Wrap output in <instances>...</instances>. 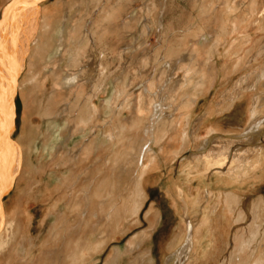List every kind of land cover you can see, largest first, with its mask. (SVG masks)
<instances>
[{"label": "rangeland", "instance_id": "374dc122", "mask_svg": "<svg viewBox=\"0 0 264 264\" xmlns=\"http://www.w3.org/2000/svg\"><path fill=\"white\" fill-rule=\"evenodd\" d=\"M10 1L0 0V14ZM226 1L232 0L38 2V7L54 5L60 15L66 5H72V23L76 27L74 38L77 41L81 39L80 45L69 47L72 49L70 53L79 58L75 66L68 67V48H61L59 53L51 54L50 69L62 75L80 71L84 77L93 74V77L100 78L103 63H107L111 77L93 98L98 110L94 119L85 122L78 118L77 110H70L75 94L67 91L68 87L54 86L50 80L45 91L31 98L26 91L24 96L20 94L21 89L16 86L14 127L10 138L19 142L22 115L28 103L29 123L35 128L40 127L33 134L32 146L33 160L39 168L34 170L23 163L10 189L2 197L3 216L11 220V225L9 231L1 232L0 264H116L115 256L118 254L123 258L121 264H149L148 253L137 243L150 237L154 249H158V241L162 240L163 253L159 255L157 250L154 258L158 260L157 264H165L169 243L184 228L181 215L185 204L180 188L184 186L190 192L192 189L188 186L197 181L192 192L204 199L208 186L205 181L200 182V178L205 168L219 166L223 159L216 162L212 158H200L195 161L197 169L192 171L193 161L188 163L185 160L188 151H196V143L204 139L208 142V146L203 148L205 150L214 141L241 139L240 134L248 125L253 97L255 94L259 97L264 95V77L261 78V68L264 67V0H233L236 7L243 8L248 3L254 11L239 29L221 36L218 50L206 62L208 47L213 44L211 35L221 25ZM37 8L35 11L38 13ZM205 8L206 12H203ZM126 23L123 32L122 27ZM17 38L20 40V34ZM27 42V53L17 71V83L25 78L30 62L35 67L29 72L42 68V63L30 55L33 46ZM103 42L109 44L115 56L109 59L111 62L107 59L108 47L102 50ZM202 43H206V47H202ZM227 48L230 49V58L225 57ZM193 50L198 57L190 64L189 60L193 58L188 55ZM49 51L50 48L47 53ZM255 82L259 83L257 88H246L248 83ZM146 88H150L152 93ZM240 88L243 94L229 104V97ZM53 89L61 94H54ZM84 90L85 95L89 93L86 84ZM49 96H52V101L47 119L40 116L39 104ZM62 106L71 107L70 111L64 114ZM259 110L264 115V102ZM207 111L211 114L199 124L198 116ZM153 112H162L160 116L163 119L158 121L162 123L160 129L156 126L154 134L152 131L150 134L145 128L152 122ZM195 124L198 125L196 135L191 138L185 136ZM80 126L84 128L83 132ZM210 127L216 132L207 135ZM262 131L264 124L257 130L251 129L253 140L251 144H245L263 145ZM144 140L150 144V151L144 159L145 172L151 177V184L155 182V187L162 179L165 192L168 182L176 186L174 194L177 191L183 202L181 206L177 203V212L172 210L170 203L159 199L160 193L149 189L151 184L145 193L133 186V153ZM236 167V162H233L224 168L227 170L224 175ZM204 186L206 188L201 191ZM241 186L239 199L244 200L242 207L245 206L246 210L239 213L244 217L241 221H232L227 240H217L211 248L212 254L206 258L209 257L208 261L203 264H228L234 247L242 239L251 238L249 228L254 222L252 204L260 196L264 198V178L253 181L248 187L245 184ZM166 195L169 197L168 193ZM216 203L214 212H218ZM140 204L142 207L136 213L134 207ZM160 205L167 219L154 225L153 213ZM231 216L237 217L232 213ZM263 222L261 209L256 223L260 226ZM235 223H240L235 228L243 229L239 236L233 230ZM255 239L250 252L243 253L246 264H254ZM170 258L167 264H172ZM183 264H191V258Z\"/></svg>", "mask_w": 264, "mask_h": 264}, {"label": "bare ground", "instance_id": "6f19581e", "mask_svg": "<svg viewBox=\"0 0 264 264\" xmlns=\"http://www.w3.org/2000/svg\"><path fill=\"white\" fill-rule=\"evenodd\" d=\"M26 1L24 2L25 9L29 6L30 3V1ZM19 2L20 0H11L4 7L0 14V21L3 22L2 24H0V41H2L3 43V47L0 48V242L3 238L1 232L9 231L11 225V220L6 219L5 215L3 216L2 197L10 189L14 177L20 171V167L23 163L25 165L27 164L34 170H37L39 168L33 160L32 146L34 142L33 134L35 131H39L40 127L35 128L32 124L29 123L30 121L27 110V106L29 105L28 103H26V110L22 115L23 125L18 138L19 142L16 143L12 141L13 139L11 140L10 138L11 131L14 127V97L16 92V86L18 85L21 89L20 94L24 96V92L26 91L27 94L32 96L31 98L35 97L38 92L45 91L46 84L50 80L54 86L68 87L66 88L67 91L75 94V102L72 106V109H70L71 107L65 108V106H62L61 108L63 109L64 114L70 110H77L78 118L81 121L85 122L94 119V113H96V111L98 110L95 105L96 103H93V98L96 96L97 92L101 89V87L106 85L107 80H109V78L111 77V72L107 63H103V71H101L100 78L93 77V74L90 77H84L83 73H80V71L62 75L61 73H57L54 70L50 69L49 64L51 63V54L59 53L61 48H68L67 52L70 55L68 67L71 65L75 66L79 61L78 57L74 56L73 53H70L72 49H69L72 44H81V39L77 41L74 38V32L76 31V27L72 23V13L74 7L72 5H66L63 13L60 15L57 13L58 11L55 9L54 5L46 7L40 6L37 8L39 14L34 11L33 13L29 14V16H27L25 19L21 20L18 17L24 15L27 10L23 11V6ZM206 9L207 8H205L203 12H206ZM253 11L254 10L251 4L247 3L242 8L236 7L233 0L228 2L226 1V11L223 12V15L221 17V25L218 29L213 32L214 34L211 35L213 44L210 45V48L208 47L206 62H209V60L212 59V57L215 55L214 52L218 50L217 46L219 44V39L221 38V36H226L229 32H234L235 29H239V26L248 20V15H250V13H253ZM231 22L232 24H230ZM125 26H127V23L123 27L121 26L123 28V32H125ZM23 28H25L24 32L22 31ZM19 34L20 40H18L17 38V35ZM26 41H29L27 43H31V45L33 46L30 55L34 57L35 60H38L39 63H42V68H38L35 72H29L30 70L32 71V69L35 67L33 62H30L28 64L30 70L28 69L29 71L27 70L25 78H23V80L17 83V71L19 69V66L22 64L23 56L26 55ZM205 44L206 43H202V47H206ZM102 46L103 51L106 46L108 47V60L112 57H115L114 55H112V50L109 48V44L107 42H103ZM48 48H50V51L47 53ZM230 49L227 48V53L225 56L226 58H230L231 56V53L229 52ZM190 56L191 58H193L192 61L189 60L190 64H192L198 56L194 50L191 51L188 55L189 58ZM109 62L111 61L109 60ZM45 69H47V71ZM166 72L167 71H165V73ZM51 77L52 79H49ZM263 77L264 67L261 68V78ZM85 84L89 89V93L86 95L84 90ZM258 84V82L248 83L246 88L249 90L255 89L257 88ZM143 87L145 88L146 86L144 85ZM146 89L144 90L146 91ZM148 89L150 90V88ZM242 90L243 89L241 88L238 89L237 93L232 94L227 102H229V104L235 102V100L243 94ZM53 93H56L58 95L61 94L60 91L55 89H53ZM145 93L147 95V92ZM150 93H152V91ZM51 98L52 96H49L46 101L42 100L40 102L39 108L41 111L39 113L41 117L49 119V106L52 101ZM263 102L264 95L262 97H259L258 94H255L248 111V125L244 128L242 135L240 134L241 139H238V141H214L212 142L211 146L207 150H205L203 148H206L208 146V142L207 139H204L196 143V151H188V155L185 160L188 161V163L190 161H193L190 166V169L192 171L197 169L195 161L200 158H212L216 162L222 157L223 159L221 162H219V166L205 168L203 175L204 177L202 176L200 178V182L205 181L208 186L204 199H200L197 193H194L192 191L189 192V190H187L186 188H180V194L185 204L184 214L181 215V219L184 221V228H182L181 232L178 233L177 237H175V239L168 245L167 259L169 260V258L171 257L170 259L172 260V264H183L187 259L190 258L191 264H202L207 258V256H210V254H212L213 251L211 250V248L213 247V245H216L217 240H227L228 227L232 224V221L237 222L243 219L244 214L241 215L239 213L236 218L231 216L230 206L227 203V198L230 197L232 199L235 198V200H238L239 197L235 196L229 191L225 192L223 195V192L214 188V185L217 182V184L226 185L228 184V180L229 182H232V180H238L245 184L246 187H248L253 181H257L259 178H264V144H256L254 146H248L245 144H251V141L253 140V135H250L251 129L257 130L261 127V125L264 124V115H262L259 110V107L262 105ZM161 103L163 102L161 101ZM153 111H155V109ZM161 114H153L154 117H151L152 122L149 123L148 127L145 128V131L147 133L151 134V131L153 132L156 126L158 127L157 129H160L162 123L158 121L161 118L163 119V117L160 116ZM210 114L211 113L207 111L201 116H198L197 121L199 122V124L204 119H207ZM79 129H81L80 131H82L84 128L80 126ZM197 129L198 125L195 124L193 128L190 129V131L186 132L185 136H190V138L194 137L196 135ZM145 131L144 133H146ZM215 132L216 129L210 127L207 131V135L213 134ZM261 135L263 136L264 132ZM109 137H112V135L110 134ZM147 141L144 140L140 142L139 145L136 147L135 152L133 153L135 155V176L133 178V186L137 191H143L144 193L146 191V187L152 183L151 177L148 176L145 172L146 166L144 165V159L147 158L148 152L150 151V144H148ZM233 162H236L237 167L229 172V178L218 177L220 176L219 174H224L227 171L225 169L228 168V166H230ZM214 173L215 175L213 176V178H210L209 180L208 177H210ZM175 187L176 186L173 185L171 182H168L166 193L169 194V203L171 204L172 210L174 212H177L178 205L176 203V200L173 199L174 197H172L173 195H175ZM222 196L224 197L222 198ZM218 200L220 202H217ZM221 200L225 201V203H221ZM215 203L218 207V212H214ZM252 205V214L254 222L249 228L251 238L248 240L242 239L240 241V243L236 246L235 252L230 258L228 264H246V259L242 258V256H244L243 253L246 251L250 252L252 242L254 241L253 239H255L256 234H259L260 228H264V222L260 226L256 223V220L259 214L261 213V209L264 213V198L260 196L255 202H253ZM141 207V204L138 205L136 208L134 207V211L136 213H139ZM152 218L154 225H159L161 222L166 221L167 216L165 211H163L161 205L157 210H155ZM150 238L143 239L142 242H138L137 244L142 245L144 247V251L147 252L149 250L150 255L148 256V263L157 264L158 260H155L154 256H156L157 250L159 252V255L161 252L163 253L161 247L162 240L158 241V249H154V242L151 241ZM115 257V263L121 264V262L123 261L121 255L118 254ZM167 259L164 260L165 264H167Z\"/></svg>", "mask_w": 264, "mask_h": 264}, {"label": "crops", "instance_id": "0c3cea01", "mask_svg": "<svg viewBox=\"0 0 264 264\" xmlns=\"http://www.w3.org/2000/svg\"><path fill=\"white\" fill-rule=\"evenodd\" d=\"M228 176H230V174H225V175L221 174L218 177L229 178ZM159 181H160L159 186H157V187L153 186V185H156L155 182H154L153 184H151L149 186V189H153L154 192L160 193L159 199L164 200L165 202L169 203L170 198L166 195L165 188H164L165 186L163 184L164 182L162 181V179H160ZM196 183H197V181H192V183L188 186V188L192 189L191 191H193V188L196 186ZM217 183L214 185V188L216 190H224V192L225 191H227V192L229 191V192H231L232 194H234L237 197H241L242 196V186H241L243 184L242 182H240L238 180H235V181L232 180V182H229V180H228V184H226V185H220V184H217ZM182 188L184 189L185 187L183 186ZM205 188H206V186H204L201 189V191L204 190ZM172 197H174L173 199L176 200V203H178L179 206H181L183 204L182 200L178 196V192L177 191H175V195H173ZM223 197L224 196H222V198ZM230 201H233V202L230 203ZM227 202H228V204L230 206L231 213L234 216H237L239 211L246 210V209H244L245 206L242 207L243 204H244V200L242 198H240L238 200H235V198L232 199V198L229 197ZM179 209H180V212H182L181 208H179ZM176 216L177 215L174 213V217H176ZM239 224L235 223L234 224V229H233L234 232H236L235 235H237V236L241 235L242 231H243V229H241V228H235V226H238ZM230 247H231V245H230ZM234 249H235V247H234ZM234 252H235V250H234ZM234 252H233V254H234ZM146 253H148V255H147V257H148L150 255L149 250ZM242 258H245V257L242 256ZM208 259H209V257H208ZM208 259H206L205 261H208ZM253 262L255 264H264V228H260L259 234H256V239H255V244H254V261Z\"/></svg>", "mask_w": 264, "mask_h": 264}, {"label": "water", "instance_id": "95a60500", "mask_svg": "<svg viewBox=\"0 0 264 264\" xmlns=\"http://www.w3.org/2000/svg\"><path fill=\"white\" fill-rule=\"evenodd\" d=\"M26 0H20V4H22V6H23V8H22V10L24 11V10H27V12L26 13H24V15H21L20 17H18L19 19H21V20H23V19H25L27 16H29V14H31V13H33L36 9L35 8H37L38 7V5H37V3L40 1V0H28V1H30V3H29V6L28 7H26V9H25V6H24V2H25ZM26 3H27V1H26ZM19 5V4H18ZM24 26V25H23ZM18 36V35H17ZM14 38H16V37H14ZM16 40V39H15ZM257 133V132H256ZM257 135L259 136L260 135V133H257Z\"/></svg>", "mask_w": 264, "mask_h": 264}, {"label": "snow or ice", "instance_id": "6c2138e0", "mask_svg": "<svg viewBox=\"0 0 264 264\" xmlns=\"http://www.w3.org/2000/svg\"><path fill=\"white\" fill-rule=\"evenodd\" d=\"M3 22L2 21H0V24H2ZM3 47V43H2V41H0V48H2Z\"/></svg>", "mask_w": 264, "mask_h": 264}]
</instances>
